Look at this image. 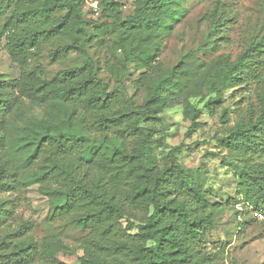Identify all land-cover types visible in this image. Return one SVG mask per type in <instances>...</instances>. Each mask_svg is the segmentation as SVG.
Segmentation results:
<instances>
[{"label":"trees","instance_id":"16d2710c","mask_svg":"<svg viewBox=\"0 0 264 264\" xmlns=\"http://www.w3.org/2000/svg\"><path fill=\"white\" fill-rule=\"evenodd\" d=\"M91 1L96 19L85 14L88 0H0L5 48L19 67L18 77L0 79V264H64L58 253H70L55 235L38 240L34 220L14 221L13 202L30 187L47 201L48 227L85 232L77 264H223L224 246L205 244L229 206L210 201L177 160L183 144L159 158L157 124L183 103L189 133L201 112L191 98L212 95L209 106L255 84L258 108L239 112L215 140L236 174L235 219L264 213V30L254 28L235 56L216 54L233 18L215 1L201 18L202 56L188 53L164 69L162 42L191 0H135L126 15L121 0ZM94 39L106 48L103 65L87 52ZM46 49L53 63L71 53L81 61L51 74L31 67ZM221 117L226 124L227 110Z\"/></svg>","mask_w":264,"mask_h":264},{"label":"rangeland","instance_id":"374dc122","mask_svg":"<svg viewBox=\"0 0 264 264\" xmlns=\"http://www.w3.org/2000/svg\"><path fill=\"white\" fill-rule=\"evenodd\" d=\"M88 1L90 5H86L85 14L96 19L99 11L90 14L88 6L94 1ZM134 1L121 0L124 3V15L132 12ZM215 1L222 3L227 8L229 16L233 18L227 23L224 33L220 34L224 38L219 40L216 54L229 53L235 56L245 46V41L251 36L254 28L264 30V0H191L186 15L176 25L172 35L162 42L159 61L164 69L170 68L188 53L194 52L202 56L200 48L205 41L206 25L201 18ZM2 20L0 18V79H12L18 77L19 67L10 61L5 48ZM107 37L109 38L108 35ZM86 49L96 62L103 65L107 59L105 46H97L94 39L92 44H86ZM212 55L213 53L208 58ZM80 61V57L71 53L63 62L53 63L49 60L46 49L39 58L30 60V66L41 65L48 74H51ZM101 74L110 83L114 82L106 70ZM211 96L205 94L190 99V103L195 108H200L201 112L197 125L192 127L189 133L191 121L183 103L160 113L158 135L164 137V146L158 149L157 155L160 158L171 147L183 144V150L176 155L177 160L187 167L188 173L206 191L210 201H220L229 206V210L218 224L209 230L205 246L212 249L214 243L222 244L225 249L223 264H264V228L259 223L261 219L255 211L250 213L248 219L244 213L235 219L231 206L235 198L236 174L233 166L228 164L230 155L220 148L215 140V136L221 135L227 126L236 121L239 112L245 113L250 107L258 108L256 85H240L229 89L213 105L206 106ZM223 110H227L229 116L227 125L222 122ZM13 207L14 221L19 218L35 221L33 231L38 240L47 234L57 236L64 243L70 253L59 252V261L64 264L78 263L76 258L82 254L79 238L85 232L72 226L60 229L57 224H52L48 227L45 223L48 213L47 201L35 187L26 189L20 198L13 202ZM235 208L241 210L243 207L237 204ZM240 219H247V222L251 219L244 231L240 229Z\"/></svg>","mask_w":264,"mask_h":264},{"label":"built area","instance_id":"2783aa9c","mask_svg":"<svg viewBox=\"0 0 264 264\" xmlns=\"http://www.w3.org/2000/svg\"><path fill=\"white\" fill-rule=\"evenodd\" d=\"M91 5L96 8V2H92ZM257 216L264 221V213L258 212Z\"/></svg>","mask_w":264,"mask_h":264}]
</instances>
